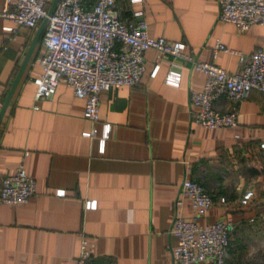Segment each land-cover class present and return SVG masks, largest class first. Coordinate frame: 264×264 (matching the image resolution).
I'll return each mask as SVG.
<instances>
[{"label": "crops", "instance_id": "obj_1", "mask_svg": "<svg viewBox=\"0 0 264 264\" xmlns=\"http://www.w3.org/2000/svg\"><path fill=\"white\" fill-rule=\"evenodd\" d=\"M114 10L123 20L144 19L149 35L180 40L184 52L214 60L229 72L239 69V54L264 49V25L238 31L218 19V0H116ZM5 25L14 22L0 16V108L40 23L14 32L4 31ZM43 32L0 121V180L22 162L35 181V193L25 203L0 202V264L73 263L82 237L89 264H173L177 237L170 232L172 220L176 214L189 218L195 213L180 193L186 177L215 199L199 223L220 217L235 222L229 262H240L252 237L247 227L264 243V149L258 146L264 140V92L250 90L238 106L234 127L195 125L189 96L201 89L204 73L175 59L172 68L180 70V84H166L171 66L165 60L172 57L165 55L151 76L158 56L149 48L137 84L100 92L98 132L87 137L82 132L92 123L83 116L85 100L65 82L60 80L50 97L34 98L35 79L42 73ZM216 40L236 53L219 51L213 58ZM226 104L224 97L214 103L221 110ZM103 122L112 128L100 152ZM58 189L65 194L56 195ZM248 190L252 196L243 204ZM93 199L96 206L86 207Z\"/></svg>", "mask_w": 264, "mask_h": 264}, {"label": "built area", "instance_id": "obj_2", "mask_svg": "<svg viewBox=\"0 0 264 264\" xmlns=\"http://www.w3.org/2000/svg\"><path fill=\"white\" fill-rule=\"evenodd\" d=\"M51 0H0V16L14 22L3 26L4 31L14 32L19 27L34 26L47 17L41 42L44 52L39 57L41 75L35 79V99L50 97L61 80L73 93L85 100L83 116L92 126L82 135L94 137L99 120V94L103 90L137 84L145 71L144 51L153 48L158 61L150 75L154 76L165 60L169 68L164 82L179 86L181 72L172 68L175 59L189 62L191 67L203 72L205 79L201 89L190 92L189 102L194 107L192 122L206 128L234 127L238 123L239 104L255 88L264 92V49L255 48L247 55L239 54V69L229 72L214 60L201 61L194 54L183 51L184 43L165 37L149 35L144 19L123 20L117 16L116 0H57L51 14ZM139 2L141 0H129ZM218 19L231 22L238 31L247 30L252 24L264 25V0H218ZM219 51L236 53L220 40L211 49L215 58ZM220 97L226 99L221 110L214 103ZM111 124L103 122L98 150L103 152ZM264 149V140L258 143ZM35 193V181L25 171L21 162L13 172L0 180V202L18 205L25 203ZM181 195L189 199L195 213L186 218L176 214L170 232L177 237L172 249L173 264H251L229 262L230 236L236 228L234 221L220 217L214 221L199 223L214 205L215 199L198 181L186 177L180 186ZM56 195L65 194L58 189ZM252 196L246 191L240 200L245 204ZM218 200L225 203L224 196ZM96 201L87 200L86 207L94 208ZM91 259L87 240L82 237L75 262L62 264H89Z\"/></svg>", "mask_w": 264, "mask_h": 264}, {"label": "rangeland", "instance_id": "obj_3", "mask_svg": "<svg viewBox=\"0 0 264 264\" xmlns=\"http://www.w3.org/2000/svg\"><path fill=\"white\" fill-rule=\"evenodd\" d=\"M247 231L249 233L246 234H251L252 237H250L249 240L247 239V247L243 251H241L240 255L242 258H240L239 261L251 264H264V243L262 242L263 238H260L258 236L257 232H255L256 230L247 227L245 229V232Z\"/></svg>", "mask_w": 264, "mask_h": 264}, {"label": "water", "instance_id": "obj_4", "mask_svg": "<svg viewBox=\"0 0 264 264\" xmlns=\"http://www.w3.org/2000/svg\"><path fill=\"white\" fill-rule=\"evenodd\" d=\"M56 3H57V0H51V2L49 4V7H48V14L52 13ZM46 21H47V17L43 18L42 21L40 22V26H39V28H38L35 36H34V39L32 40V44H31V46H30V48H29V50H28V52H27V54H26V56H25V58H24V60H23V62L21 64V66H20V68H19V70H18V72H17V74H16V76H15V78H14L12 84H11V87H10V89H9V91H8L4 101H3V104H2V106L0 108V121H1L2 115L4 113V110H5L6 106H7V103L9 101V99H10L11 93H12V91L14 89V86H15V84H16V82H17V80H18V78H19V76H20V74L22 72V69L24 68V65L26 64V62L28 60L29 54H30V52L32 50V47L34 46L36 40L38 39L42 29L44 28V26L46 24Z\"/></svg>", "mask_w": 264, "mask_h": 264}]
</instances>
